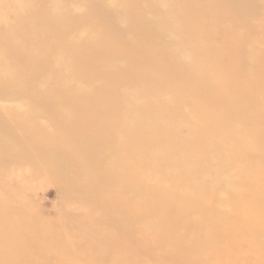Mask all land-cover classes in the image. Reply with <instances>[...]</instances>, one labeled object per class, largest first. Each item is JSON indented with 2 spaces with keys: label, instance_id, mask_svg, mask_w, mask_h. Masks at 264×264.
Listing matches in <instances>:
<instances>
[{
  "label": "rangeland",
  "instance_id": "obj_1",
  "mask_svg": "<svg viewBox=\"0 0 264 264\" xmlns=\"http://www.w3.org/2000/svg\"><path fill=\"white\" fill-rule=\"evenodd\" d=\"M150 29L159 34L155 49L141 41ZM261 51L264 0H0V219L23 222L26 248L12 250L15 264H154L131 237L121 252L124 232L110 216L157 187L190 195L182 206H229L238 197L264 206ZM80 90L104 92L101 108L120 100L118 116L132 112L129 122L152 132L142 138L146 149L160 154L147 161L151 171L114 190L117 206L70 196L45 166L60 154L67 177L84 163L121 175L107 158L134 156L100 144L86 114L72 124L59 116L54 107Z\"/></svg>",
  "mask_w": 264,
  "mask_h": 264
},
{
  "label": "bare ground",
  "instance_id": "obj_2",
  "mask_svg": "<svg viewBox=\"0 0 264 264\" xmlns=\"http://www.w3.org/2000/svg\"><path fill=\"white\" fill-rule=\"evenodd\" d=\"M229 3L235 7L239 6V0H229ZM189 23L191 21L188 20V25ZM155 33L156 31L150 29V33L143 36L141 41L155 49L150 44L159 38V34ZM263 54L264 52L261 51L257 55ZM257 55L254 54L253 59ZM82 65L79 63L76 66L79 68V73L84 72ZM89 80L93 79L89 77ZM24 90L31 91L27 88ZM101 95H104V92L75 91L66 101L54 108L59 111V116L62 118L69 117L67 119L71 124L79 121V116L82 118L81 114H86L90 122L86 126L92 129V132L97 131L95 139L100 144L112 142V145H118L120 150L125 151L124 153L133 152L134 156L130 155L125 163L116 157L107 158L110 162L108 164L114 165L115 170L121 175H116L111 167L103 172L95 165L84 163V168L78 166L81 169L79 173L74 172V176L67 177L64 170L69 165L60 154L52 156L51 161L46 159L45 166L49 169L48 173L57 171L60 187L64 191L70 190V196L94 195L100 199L103 206H117V197H114L117 192L114 190L125 189L124 187L131 183V180H137L142 173L151 171L147 161L152 164L158 158L160 159V154L148 151L142 142V138H151L152 132L141 131L139 122L130 123L132 112L124 111L123 115L118 116L113 108L122 109L120 100L113 101L111 107H99ZM35 99L43 101L46 98L39 94V98ZM87 138L81 136L80 139ZM128 141H131L130 144ZM45 155L49 156V154ZM144 163L146 165L142 167ZM133 166H139L142 169L136 172ZM105 173L114 174L117 180L111 183L104 177ZM144 183L139 182V184ZM192 200L187 194L166 195L160 187H157L150 198L140 200L138 206L125 207L121 212L114 210L110 218L113 219L115 226L119 224L118 229L124 232V238L120 243L121 252L127 253L128 248L132 246L129 240L131 237L136 239L133 240L135 243L133 246L144 247L149 251L148 259L154 264H212L220 258L225 260V264H237L241 261L246 264H264V206H257L253 197L248 200L238 197L229 206H207L206 199L197 201L201 206H182L184 202ZM12 221L0 219L1 248L8 256L10 255L6 259L5 256L1 257V264H15L17 257L12 256L15 253L12 250L23 251L26 248L25 241L21 239V231L24 230L23 222L18 220L15 224ZM30 228V225L29 227L26 225L27 231H30ZM172 229L180 234L176 236V239L168 235ZM8 238L11 241H8ZM153 238L157 239L155 243L152 242L155 240ZM34 251L35 249L29 246L27 253L30 254L28 258L31 262L38 260Z\"/></svg>",
  "mask_w": 264,
  "mask_h": 264
}]
</instances>
